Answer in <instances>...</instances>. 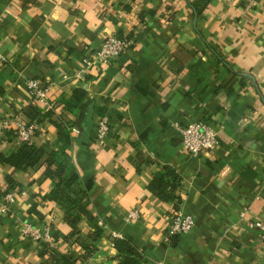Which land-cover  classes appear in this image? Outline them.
I'll use <instances>...</instances> for the list:
<instances>
[{
  "label": "crops",
  "instance_id": "0c3cea01",
  "mask_svg": "<svg viewBox=\"0 0 264 264\" xmlns=\"http://www.w3.org/2000/svg\"><path fill=\"white\" fill-rule=\"evenodd\" d=\"M110 34L131 44L83 65ZM0 52V154L24 143L17 126L29 122L36 129L25 143L58 150L51 119L62 123L68 161L103 229L83 258L88 221L67 237L42 160L26 169L0 160V264H36L52 248L82 264L115 262L113 236L129 239L149 264H264L251 225L264 217V0H209L198 15L188 0H0ZM29 77L49 86L50 108L31 98ZM75 87L85 91L79 101ZM30 104L49 115L36 120ZM102 117L109 129L99 137ZM198 119L214 125L218 142L193 155L175 125ZM166 165L180 176L177 209L147 188ZM131 209L137 214L127 220ZM177 210L194 223L171 244L163 236ZM26 222L48 226L50 240L24 234Z\"/></svg>",
  "mask_w": 264,
  "mask_h": 264
},
{
  "label": "trees",
  "instance_id": "16d2710c",
  "mask_svg": "<svg viewBox=\"0 0 264 264\" xmlns=\"http://www.w3.org/2000/svg\"><path fill=\"white\" fill-rule=\"evenodd\" d=\"M208 1L188 0V3L194 13L198 15ZM84 94V89L80 87H75L72 90L74 100H81ZM28 110H30V114L33 112L32 116H36V120H40L41 116L50 113V111H41L38 106L32 104L28 106ZM51 122L58 129V150L53 149L48 143L36 146L33 143L24 142L16 151H12L8 155L0 154V160L10 163L17 169H26L35 165L41 159L45 165L43 174L53 180V187L50 189L48 196L60 203L64 219L71 227L67 237L78 235L80 232L79 223L83 218H86L90 226L87 236L90 240L95 241L99 239L103 229L88 206L90 199L87 191L78 183V174L68 161L69 154L66 148L70 142L69 134L62 123L53 119H51ZM179 180L180 176L175 169L170 165H166L162 172L155 173L152 176L147 183V188L160 199L172 201L174 208L177 209L180 197L174 193V190ZM167 230L165 228V232ZM178 235L177 233L170 234L168 242L175 244ZM112 244L117 251L118 260L115 264H148V258L144 253L126 237L113 236ZM81 245L84 251L91 249L89 252H83V258L94 252L95 247L90 248L87 241H81ZM36 264H77V261L69 254L52 250V254L48 259Z\"/></svg>",
  "mask_w": 264,
  "mask_h": 264
},
{
  "label": "built area",
  "instance_id": "2783aa9c",
  "mask_svg": "<svg viewBox=\"0 0 264 264\" xmlns=\"http://www.w3.org/2000/svg\"><path fill=\"white\" fill-rule=\"evenodd\" d=\"M131 44V39L119 34H110L105 37L99 48L96 49L91 55H84L81 58L82 64L85 66L95 63L107 61L120 55L124 49ZM1 57V52H0ZM23 84L34 101H41L47 108L51 107V102L48 101L47 91L49 86L39 78L29 77L23 80ZM36 123L29 122L27 124L18 123L17 137L22 142L31 140L35 133ZM109 129L108 121L105 117L99 119L97 123V135L102 137ZM175 129L177 137L186 150L193 155L205 154L212 150L218 142L217 129L213 124L205 119L192 120L184 124H176ZM15 192H7L3 196V208H6L10 202L13 201ZM137 210L131 209L127 213V220L136 216ZM194 223L193 216L190 213L175 211L169 217L164 232L163 240L169 241V235L172 233H184L188 231ZM252 226L258 228L262 244V252L264 255V217L260 220L253 221ZM49 227H37L30 222L23 224L22 232L30 237L38 240H50Z\"/></svg>",
  "mask_w": 264,
  "mask_h": 264
},
{
  "label": "rangeland",
  "instance_id": "374dc122",
  "mask_svg": "<svg viewBox=\"0 0 264 264\" xmlns=\"http://www.w3.org/2000/svg\"><path fill=\"white\" fill-rule=\"evenodd\" d=\"M112 235V234H111ZM81 239H82V241H84L85 240V238L84 237H81ZM85 241H87V243H88V245L90 246V248H93V247H95V249H96V246H95V242H91L92 240H90V238L88 239V240H85ZM88 241H90V242H88ZM94 249V250H95ZM52 250H56V251H59V250H57L56 248H52ZM91 249H87V250H85V251H83V252H89ZM50 254H52V253H50ZM93 253H91L90 255H92ZM82 260L83 259H81L80 257L79 258H76V261H77V264H82ZM117 261H111L110 259H106V260H104V261H95V260H93V263H91V264H115ZM148 264H149V262H148Z\"/></svg>",
  "mask_w": 264,
  "mask_h": 264
}]
</instances>
